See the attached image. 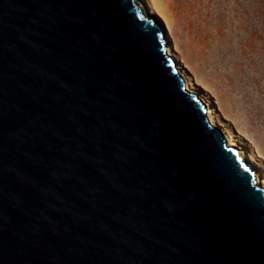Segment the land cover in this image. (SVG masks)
<instances>
[{
	"label": "water",
	"instance_id": "water-1",
	"mask_svg": "<svg viewBox=\"0 0 264 264\" xmlns=\"http://www.w3.org/2000/svg\"><path fill=\"white\" fill-rule=\"evenodd\" d=\"M139 0H0V264H264V188Z\"/></svg>",
	"mask_w": 264,
	"mask_h": 264
},
{
	"label": "rangeland",
	"instance_id": "rangeland-1",
	"mask_svg": "<svg viewBox=\"0 0 264 264\" xmlns=\"http://www.w3.org/2000/svg\"><path fill=\"white\" fill-rule=\"evenodd\" d=\"M154 1L186 71L264 170V0Z\"/></svg>",
	"mask_w": 264,
	"mask_h": 264
},
{
	"label": "bare ground",
	"instance_id": "bare-ground-1",
	"mask_svg": "<svg viewBox=\"0 0 264 264\" xmlns=\"http://www.w3.org/2000/svg\"><path fill=\"white\" fill-rule=\"evenodd\" d=\"M139 1L150 17H153L156 21L160 22L156 17L158 15L164 21V25L163 23L162 25L165 31L164 38L167 41L166 53L167 55L174 58L175 66L184 79L185 89L188 92H196L198 94L197 96L201 99V101L206 105L208 109L207 116L210 123L227 135L226 137L228 140V147L237 148L239 155L246 161L247 164L250 165V168L254 171V177L257 185H259L261 188H264V170L261 168L257 157L248 151V148L240 141L238 134H236V132L232 128L226 126L222 122V113L220 111V108L217 109V107L212 102L211 97L206 94L202 89H200V87L202 86L201 81L196 77L195 79L192 78V76L186 71L187 68L185 69V64L182 60H180V55L178 56L180 50L178 49L177 45L172 42V23L166 15L168 8L165 7L167 11L166 13H164L162 11V8L154 0L152 3L149 0Z\"/></svg>",
	"mask_w": 264,
	"mask_h": 264
}]
</instances>
